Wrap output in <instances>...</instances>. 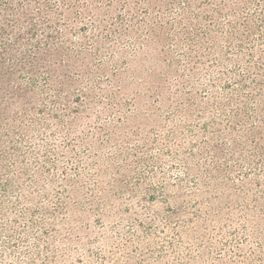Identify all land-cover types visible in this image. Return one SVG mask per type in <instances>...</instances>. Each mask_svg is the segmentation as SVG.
Wrapping results in <instances>:
<instances>
[{"label": "rangeland", "instance_id": "374dc122", "mask_svg": "<svg viewBox=\"0 0 264 264\" xmlns=\"http://www.w3.org/2000/svg\"><path fill=\"white\" fill-rule=\"evenodd\" d=\"M0 264H264V0H0Z\"/></svg>", "mask_w": 264, "mask_h": 264}]
</instances>
